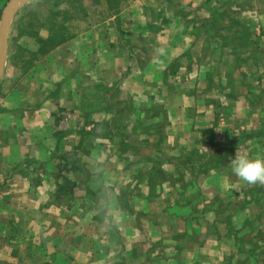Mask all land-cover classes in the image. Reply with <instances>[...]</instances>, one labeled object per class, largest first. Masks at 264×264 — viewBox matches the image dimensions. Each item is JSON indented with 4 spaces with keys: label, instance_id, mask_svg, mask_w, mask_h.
<instances>
[{
    "label": "crops",
    "instance_id": "0c3cea01",
    "mask_svg": "<svg viewBox=\"0 0 264 264\" xmlns=\"http://www.w3.org/2000/svg\"><path fill=\"white\" fill-rule=\"evenodd\" d=\"M35 1L23 2L25 6L20 13L16 10L18 5L14 9L5 68L0 80V264H248L251 257L256 259V264L259 258V264H264L263 254L260 256L258 249L251 252L253 256L247 253L243 237L239 238L237 251L232 255L227 254L229 251L223 258L219 255L217 248L225 244H219L213 238L215 229L214 225L209 226V220L202 225L199 219L213 216L214 210L206 207L199 213V205L184 204L183 199L189 197L183 196L180 187L184 177L182 173L178 174V171L188 169L210 170L207 166L183 164L180 157L185 147L190 150L184 145L186 143L192 153H198L196 147L202 151L208 149L210 143L205 132L214 136L219 128L218 132L225 135L224 125L217 126L215 120L220 109L227 122H233L234 126L245 121L241 114L234 112L236 107L233 105L237 104L238 111L239 101L245 100L239 96L241 93L233 94L234 88L245 90L244 97H248L246 92L254 90L253 81L260 76L257 74L260 70L258 66L254 71H246L243 66L234 69L231 62L235 60L230 58L249 56L251 45L263 47L264 0H122L116 5L122 11H116L108 18L112 24L101 19L95 29L84 30L76 26L80 27L78 22L85 25L90 10L86 12V5L82 6L81 2L78 7L76 2H72L80 16L72 14L74 17H69L61 29L50 30L49 34L38 28L39 18H31L29 23L23 21L26 7ZM8 2L3 0L1 4L0 0V23ZM112 2L117 3L115 0ZM95 3L99 4L98 0ZM51 21L54 24L58 19L51 18ZM247 27L248 32L245 31ZM13 30L16 33L21 31L14 35L21 39L30 37L21 49L15 51L10 50ZM114 32L120 33L117 39ZM48 35L57 42L41 54L48 57L51 64L48 68L46 65H29V55L34 58L40 55L42 40L48 41ZM134 35L152 41L153 46L158 45L162 49L156 54L160 60L158 64L148 62V72L151 66L156 69L164 66L172 72L176 70L173 60L179 70L182 64H177L179 60L176 59L183 55L190 57L192 68L199 65L198 71L201 68L207 74L224 73L227 90L226 99L222 101L233 107L211 105L208 108H212L213 118L206 122L198 115L197 108L203 104L210 105V102L214 104L212 96L204 100L195 94L193 86L188 87L176 80L174 85L168 86L165 81L157 87L174 90L175 108L169 116V129L162 123L168 118L160 111V104L159 111L153 113L149 109L138 115L134 111H126L125 114L108 112L114 103H118V98L113 94L112 98L102 95L103 90L117 88L119 91L125 84L118 85L119 81L104 84L103 74L129 71L130 66L125 62L133 63L129 57L134 58V50L132 53L124 50L118 45V40L128 44L134 40ZM256 41L259 43L255 44ZM162 42L170 43L165 47ZM34 58H30L31 62ZM200 58L204 59L203 63H200ZM45 68L47 78L34 80L36 73ZM193 69L197 71V68ZM237 74H242L238 81ZM150 84L142 83V86ZM194 84L203 90L214 85L210 80L199 81L198 76ZM126 86L129 87V80ZM133 87L131 84L129 88ZM232 94L236 100H232ZM145 100L150 103L144 94L143 103ZM158 100L166 103V93L158 96ZM125 103L131 104L129 99ZM92 104L107 105L109 109H87ZM117 119L140 121L137 124H141L142 143L136 145L133 139L138 130H127L130 136L116 140L121 134H115L111 127L103 128L106 120ZM91 121H94L93 127L88 125ZM248 134L253 135L246 132L245 137ZM202 135L206 143L198 145ZM168 143L172 145L170 153L180 156L179 159H166ZM29 153L35 154L34 157L24 160ZM134 155H140V158L132 160ZM31 159L35 162L29 161ZM39 166L46 170L40 173L48 182L45 193L23 192V185L34 186L32 179L23 180L25 174L22 172L13 177L6 173L7 169L29 167L34 170ZM168 168L175 169V176L168 174ZM206 177L212 186L214 176ZM195 179L196 176H190L185 182L196 184ZM17 180L21 185L18 189L15 187L13 193L1 191L2 186ZM224 182L225 179L222 184ZM68 186L79 187L78 193L69 194L64 205H45L51 198L66 194L59 192H64ZM134 186L136 189L131 190ZM167 186L174 193L167 192ZM206 197V201L214 199V195ZM174 217L190 218L186 224L188 230L183 233L176 219H168ZM9 230L14 232V236L5 242ZM104 233L108 240L105 248L101 240ZM17 248L23 251L14 254ZM113 249L116 251L108 257L107 252ZM103 250H107L105 255Z\"/></svg>",
    "mask_w": 264,
    "mask_h": 264
},
{
    "label": "rangeland",
    "instance_id": "374dc122",
    "mask_svg": "<svg viewBox=\"0 0 264 264\" xmlns=\"http://www.w3.org/2000/svg\"><path fill=\"white\" fill-rule=\"evenodd\" d=\"M1 0V4H2ZM97 0H36L34 4H30L26 7L25 14H24V23H29V19L33 18H39L37 21L39 23L38 28H43L42 31L44 34H49L50 30L54 29H61L63 24H66V21H68L69 17L71 18L73 15L76 14L80 16V13L77 11V9L73 8L72 2H76V6L78 7L79 2H81L82 6L83 4L86 5V12L90 10L88 13L87 21L85 22V25H83V22H78L79 26H76L78 29L84 30L85 28H96V24L99 22L104 21L105 19L108 20L109 24H112L110 17L113 16V13L116 11H122V8L118 9V6L122 0H115L117 3L112 2V0H98L99 4L95 3ZM126 1V0H125ZM8 2V0H7ZM114 3V4H111ZM23 4V3H22ZM17 6V11L19 10V13L23 9V5ZM79 13V14H78ZM73 14V15H72ZM28 15V16H26ZM26 16V17H25ZM73 16V17H74ZM77 16V17H78ZM45 18L46 21H45ZM51 18H57L60 25H57V23L52 24ZM36 19V20H37ZM65 20V21H64ZM42 24V26L40 25ZM62 24V25H61ZM29 25V24H28ZM27 25V26H28ZM46 25V26H44ZM106 27V26H104ZM99 28V27H97ZM236 29L237 26H234ZM119 31V30H118ZM232 31H234L232 29ZM245 31H249L248 27ZM19 33L21 31H18ZM17 32V33H18ZM120 32V31H119ZM119 32H114V37L117 39L120 36ZM15 31L13 30L12 35H10V50L14 51L16 49H21L24 45V42L28 40L30 37H25L23 39L20 38V36H14ZM16 33V34H17ZM25 34V30L23 31ZM23 34V35H24ZM50 35H48V41L42 40V46L39 48L40 55L37 58H34L33 56L28 57V64L31 65H46V67H49V64L51 62L49 61V58L46 57L44 54L46 53L50 48L53 47V44L57 41H53L49 38ZM53 36V35H51ZM25 39V40H24ZM43 42H45L43 44ZM241 42V41H240ZM150 43V44H149ZM154 42H148L147 40H143L138 36L134 35V40H130L128 44H126V41L121 42V40H118V45L121 46L124 50H128L131 52V50H134V58L129 57L130 61L132 60L133 63H126L125 65H129V71L122 73L119 71L118 73H104L103 74V82L104 84H108V82L112 81H119L118 85L125 84L124 87H118L119 91L116 89H110L106 88L103 90L102 95L107 96L108 98H112V94L115 95V98H118V103H114V107L111 108L112 110H108V112L112 111L118 112L119 114H125L126 111L131 112L134 111L140 114V112H148L147 109L150 110V112H158L159 106L161 105L162 109L160 110L164 116L166 115V118L168 120H163L162 123L166 124V128L169 129L171 126L170 123V113L174 112V90H163L158 89V86H162L165 84L164 82L167 81L166 84L168 86L170 84H175L176 80L181 82V84L188 85V87L193 86L195 94L200 95L204 97V100L210 96H212V101H214V104L210 102V105H200L197 108L198 115L200 114L202 116V119L206 122L212 121V114H214L212 108H208L211 105L214 107H236V113L242 115V119L245 121L239 122L234 126L233 122H227L224 112L219 111V114L215 116L216 125L221 126L224 125L225 129V135L222 131H219L216 129L217 133H214V136H210L208 132H205L204 135L207 139H209L208 149L204 148L203 151L199 150L200 148L196 147L198 150V153H192L191 147L188 145V143L184 144L185 146H188V148H184V152L180 159L183 160V164H194L196 166H207L210 168V170L206 168L202 169H194V170H182L178 171V174H183V186L180 187L181 191H183V196H188L189 198H184L183 203L186 204L189 203L190 205L197 204L198 212L200 213L202 210H204L206 207L209 209L214 210V215L209 216H202L200 217V224L206 225V222L209 220L211 223L209 226L214 225L215 231L213 232V238L219 242V244H225L222 245V248H217L219 251V255L224 257V253L228 252V255H232V252L237 251L239 238L243 237L245 240V248H247V253L249 255L253 256V253H251L254 248L258 249L260 251V256L262 255V260H264V185L262 184H247L246 182L239 179L237 176H235L231 171V162L234 159L236 153L239 154H245L248 155L250 158L255 157H264V42H261L263 47L252 46L249 47V56L243 57L241 55L240 57L237 56L231 57L230 60L235 62H231L232 68H238V67H246V71L251 70L254 71L255 66L259 67L260 73L257 70L258 76L257 80L253 81L254 90L249 89L246 94L248 97L244 94L245 90H237L238 87H235V93H241L242 98H245L244 101H239L237 111V104H234L233 106H229V104H224L223 99H226L225 97V91L227 90L225 88L224 81V73L218 74V72L207 74L203 73V70L201 68L198 71V66H193V68H197V71L194 72V69L191 67L190 57L189 56H180L178 57L177 64H182L181 68L178 70V67L175 66V61L173 60L174 68L176 67V70L174 69L172 72L167 70L168 68L161 66L158 69L156 67L151 66L150 71L148 72V62L151 64H158L159 59L156 58V54L158 55V52H161L162 49L158 47V45L155 47L153 46ZM163 45H168V42H162ZM207 43V42H205ZM221 43V42H220ZM259 42H255V44H258ZM128 49H127V47ZM152 45V46H151ZM248 46H250L248 44ZM155 47V48H154ZM166 47V46H165ZM163 48V47H162ZM168 48V47H167ZM255 48V49H254ZM263 48V49H262ZM258 49H262V51H259ZM166 51V49H164ZM243 52V51H242ZM132 53V52H131ZM244 53V52H243ZM247 55V54H246ZM173 57V56H172ZM30 58H34V60L31 62ZM185 60V62H183ZM200 63L204 62V59H199ZM203 61V62H202ZM155 62V63H153ZM76 65L78 64L75 62ZM244 64V65H243ZM164 65V63H163ZM158 66V65H157ZM243 66V67H242ZM47 68H45L42 72L36 73V77L33 79H46L48 75ZM219 70H221L219 68ZM144 71V72H142ZM147 72V73H145ZM203 73V74H202ZM249 73V72H248ZM13 72L11 73V75ZM116 74V75H115ZM236 75L235 73H233ZM247 74V72L245 73ZM240 75L237 74L236 78L237 81L240 79ZM254 75V74H253ZM198 76L199 81H211L214 85L211 86V88L207 89L200 88L195 83L196 77ZM208 76H210L208 78ZM211 78V79H210ZM93 79V77H92ZM234 79V78H232ZM129 80V87L134 86L133 88H129L126 86V81ZM229 80V79H227ZM155 83H153V82ZM247 81V79H246ZM150 82L151 84L148 85V87L142 86V83ZM177 83V84H178ZM239 83V82H237ZM259 85V86H258ZM213 87V88H212ZM240 87V86H239ZM189 91V90H188ZM164 92L166 93V103L162 104V100H158V96L163 95ZM144 94L148 97V102L143 103L144 100ZM232 94V100H236V97H234ZM210 95V96H209ZM99 96V95H98ZM206 96V97H205ZM208 96V97H207ZM228 96V95H227ZM237 96V95H235ZM237 96V97H239ZM127 99L130 100L131 104H126ZM250 99V100H249ZM238 100V99H237ZM133 101H135V105H133ZM1 102V100H0ZM156 102V103H155ZM252 102V103H251ZM105 108V110L109 109L107 108V105H101L99 106H87V109L90 108L91 110H98L99 108ZM111 107V106H110ZM210 110H212L210 112ZM223 110V109H222ZM89 114V113H87ZM144 115V114H141ZM205 115L206 118L203 116ZM208 116H211V118H208ZM136 119H134L135 121ZM136 123L132 121L117 119L115 121H107L104 122L103 128L109 129L110 127L114 130L113 132L117 135L121 134L120 137H117L116 140H122L126 135L130 136V132L128 133L127 130L133 129V131L138 130L134 134V138L136 142V145L141 144L144 137L141 135L139 131H142L140 128L141 123L140 121H135ZM204 122L205 126L207 123ZM94 121H91L88 123L89 126L93 127ZM239 124L243 125L240 126ZM107 125V126H106ZM240 126V127H239ZM217 128V127H216ZM111 129V130H112ZM243 130V132H242ZM250 132L253 133L252 136L249 134L245 137L244 133ZM235 134V135H234ZM204 135L200 138V142L198 145H201L202 143H206V139H204ZM231 135V136H230ZM187 139L186 137H184ZM170 140V138H167ZM121 142V141H120ZM172 145L171 143H168V153H166V159L167 160H174L179 159V157H176L174 153H170ZM206 150V151H205ZM28 156L24 160H28L31 157H34L35 154L29 153ZM140 158V155H134L131 159L132 160H138ZM163 158V157H162ZM152 159H156V157H153ZM29 161H34V159H31ZM35 162V161H34ZM38 163V162H37ZM36 163V164H37ZM191 165V167H192ZM217 168H212V167ZM190 167V166H189ZM44 167H35L34 170H31L29 167L23 168V169H7L6 173L9 176L13 177L16 173L25 174L26 178L32 179L33 185H23L22 191L23 192H39L45 193L48 189V182L45 181V178L40 173H45ZM168 174L175 176L176 171L173 168H168ZM54 173V171H52ZM22 174H19V176ZM213 177L214 184L212 186L207 183L206 176ZM31 176H33L35 179H33ZM190 176H196V179L194 180V183H191L188 181L185 182L186 179L190 178ZM224 184L222 182L224 181ZM20 179V177H19ZM37 182H36V181ZM39 182V183H38ZM42 182H45L44 184H41ZM21 184H19L18 180L16 183H10L9 185L2 186L1 191H7L13 193V189L17 187L19 188ZM137 186L131 187L130 189H136ZM169 188L167 186L166 191L168 192ZM79 191V187L77 186H68L64 189V192L59 193H66V194H59L57 199L51 198V201L45 202V205H48L49 207L60 206L64 205V202L68 200L69 194H76ZM170 192L174 193L173 190H169ZM82 190L80 191V193ZM196 192H199L201 195H197ZM72 195V196H73ZM214 199L211 201H206L204 199V196H213ZM206 197V198H207ZM66 198L64 201L63 199ZM72 202V201H71ZM10 203V202H9ZM73 203V202H72ZM3 204V203H2ZM7 204V203H6ZM241 213V214H240ZM243 213V214H242ZM104 219V218H102ZM168 219H176L174 218H168ZM190 218L187 217H179L176 219V223L179 227L183 228V233L185 230H188L186 227V224L189 222ZM175 225V224H174ZM106 233L103 234V240L104 242V248L108 245V240L106 238ZM211 235V234H210ZM14 236V232L10 231L7 232L4 241L9 242L11 238ZM118 238V236H117ZM231 245V246H230ZM103 246V245H102ZM23 251V250H22ZM21 248L15 249L13 251L14 254L21 253ZM47 251V250H46ZM107 250H103V254L105 255ZM116 251V249H113L112 251L107 252L108 257L111 256L112 253ZM26 252V250H25ZM119 252V251H118ZM2 253V252H1ZM24 255V254H23ZM256 259L251 257L249 259L248 264H256ZM255 261V262H254ZM260 258L257 260V264H259Z\"/></svg>",
    "mask_w": 264,
    "mask_h": 264
},
{
    "label": "clouds",
    "instance_id": "9594fccd",
    "mask_svg": "<svg viewBox=\"0 0 264 264\" xmlns=\"http://www.w3.org/2000/svg\"><path fill=\"white\" fill-rule=\"evenodd\" d=\"M231 171L247 184L264 185V157L250 158L248 155L236 153L231 162Z\"/></svg>",
    "mask_w": 264,
    "mask_h": 264
},
{
    "label": "water",
    "instance_id": "95a60500",
    "mask_svg": "<svg viewBox=\"0 0 264 264\" xmlns=\"http://www.w3.org/2000/svg\"><path fill=\"white\" fill-rule=\"evenodd\" d=\"M25 1L28 0H9L2 16V20L0 23V80L5 68L9 29L14 9L17 5Z\"/></svg>",
    "mask_w": 264,
    "mask_h": 264
}]
</instances>
